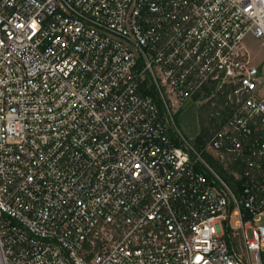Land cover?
I'll return each instance as SVG.
<instances>
[{"label": "built area", "instance_id": "built-area-1", "mask_svg": "<svg viewBox=\"0 0 264 264\" xmlns=\"http://www.w3.org/2000/svg\"><path fill=\"white\" fill-rule=\"evenodd\" d=\"M248 35L264 0H0V264H264Z\"/></svg>", "mask_w": 264, "mask_h": 264}, {"label": "trees", "instance_id": "trees-1", "mask_svg": "<svg viewBox=\"0 0 264 264\" xmlns=\"http://www.w3.org/2000/svg\"><path fill=\"white\" fill-rule=\"evenodd\" d=\"M201 97V93H198L194 100ZM221 111L222 116L215 118L211 116V113L215 111ZM180 112L177 113V116ZM196 115L198 119V132L193 136L192 143L197 149H201L204 144L210 139L212 134L218 129L220 122L226 116V110L223 109V100L220 99L212 106L211 102H206L196 107Z\"/></svg>", "mask_w": 264, "mask_h": 264}, {"label": "rangeland", "instance_id": "rangeland-1", "mask_svg": "<svg viewBox=\"0 0 264 264\" xmlns=\"http://www.w3.org/2000/svg\"><path fill=\"white\" fill-rule=\"evenodd\" d=\"M245 48L252 54H257L259 59L264 60V45L262 40L248 35L243 40ZM197 103H188L182 107L180 114L177 116V124L186 138H193L198 132V119L196 115Z\"/></svg>", "mask_w": 264, "mask_h": 264}]
</instances>
